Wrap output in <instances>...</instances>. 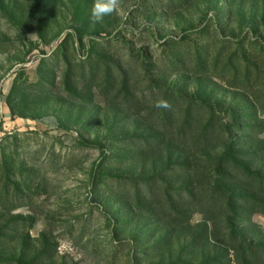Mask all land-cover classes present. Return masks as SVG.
I'll return each instance as SVG.
<instances>
[{
  "label": "rangeland",
  "instance_id": "obj_1",
  "mask_svg": "<svg viewBox=\"0 0 264 264\" xmlns=\"http://www.w3.org/2000/svg\"><path fill=\"white\" fill-rule=\"evenodd\" d=\"M93 2L0 0V264H264V0Z\"/></svg>",
  "mask_w": 264,
  "mask_h": 264
},
{
  "label": "clouds",
  "instance_id": "obj_2",
  "mask_svg": "<svg viewBox=\"0 0 264 264\" xmlns=\"http://www.w3.org/2000/svg\"><path fill=\"white\" fill-rule=\"evenodd\" d=\"M121 4V0H94L91 8L89 21L92 24L103 22L106 16H110L117 12ZM157 108L168 109L170 104L165 100H160L155 105Z\"/></svg>",
  "mask_w": 264,
  "mask_h": 264
},
{
  "label": "trees",
  "instance_id": "obj_3",
  "mask_svg": "<svg viewBox=\"0 0 264 264\" xmlns=\"http://www.w3.org/2000/svg\"><path fill=\"white\" fill-rule=\"evenodd\" d=\"M83 143H86V144H89V145H94V146H97L99 148H101L102 150H104V153H105V147L102 143L96 141V140H93V139H86V138H83L81 140ZM229 181V180H228ZM230 183H234L232 182L231 180L229 181ZM242 195V194H241ZM241 195H239L240 197H242ZM243 198V197H242ZM250 201V197H248L246 194L244 195V198H243V205H246L248 204ZM237 202H239V198L237 200ZM240 203V202H239Z\"/></svg>",
  "mask_w": 264,
  "mask_h": 264
}]
</instances>
